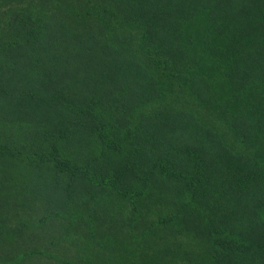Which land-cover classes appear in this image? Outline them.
Instances as JSON below:
<instances>
[{
  "label": "trees",
  "instance_id": "obj_1",
  "mask_svg": "<svg viewBox=\"0 0 264 264\" xmlns=\"http://www.w3.org/2000/svg\"><path fill=\"white\" fill-rule=\"evenodd\" d=\"M0 264H264V0H0Z\"/></svg>",
  "mask_w": 264,
  "mask_h": 264
}]
</instances>
